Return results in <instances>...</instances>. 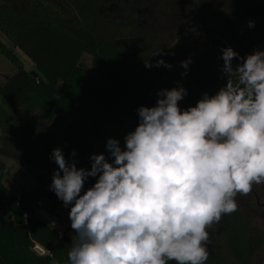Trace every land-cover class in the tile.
<instances>
[{
	"label": "trees",
	"instance_id": "trees-1",
	"mask_svg": "<svg viewBox=\"0 0 264 264\" xmlns=\"http://www.w3.org/2000/svg\"><path fill=\"white\" fill-rule=\"evenodd\" d=\"M71 2L68 9L66 0H29L24 7L0 0V51L16 66L0 86V95L13 105L9 112L0 104V155L45 172L32 189L17 194L8 185L10 167L0 158V264H67L71 222L60 232L37 213L38 208L55 212L61 206L70 211L50 189L58 169L53 149H62L78 168L90 169L93 154L111 160L107 140H119L123 149L125 136L139 122L137 110L155 106L157 93L174 85L163 77L166 66H156L159 52L142 48L137 28L118 17L115 3ZM18 51L31 62L28 68ZM85 54L92 56L91 70L82 62ZM225 84L203 81L196 91L190 82L185 89L211 96ZM65 115V126L56 130L54 121ZM95 180L89 177L81 194ZM216 224L219 242L207 248L205 264H257L256 253L264 251L263 231L251 229L238 209Z\"/></svg>",
	"mask_w": 264,
	"mask_h": 264
},
{
	"label": "clouds",
	"instance_id": "clouds-1",
	"mask_svg": "<svg viewBox=\"0 0 264 264\" xmlns=\"http://www.w3.org/2000/svg\"><path fill=\"white\" fill-rule=\"evenodd\" d=\"M221 51L224 87L184 110L185 88L161 89L155 106L137 110L123 149L107 140L111 160L93 154L90 169L78 168L53 149L50 189L75 232L67 264H205L207 229L264 183V51Z\"/></svg>",
	"mask_w": 264,
	"mask_h": 264
},
{
	"label": "flooded vegetation",
	"instance_id": "flooded-vegetation-1",
	"mask_svg": "<svg viewBox=\"0 0 264 264\" xmlns=\"http://www.w3.org/2000/svg\"><path fill=\"white\" fill-rule=\"evenodd\" d=\"M71 1L66 0L68 9ZM93 1L101 4V0ZM110 1L117 5L118 17L127 19L132 29L137 28L142 48L153 47L159 52L155 58L164 65H171L166 67L163 76L174 84L171 88H186L192 82L197 91L203 81H226L222 70L223 48L232 47L240 57L256 50L264 51V0ZM120 3L126 6H120ZM97 9L100 11L101 6ZM250 22L253 27H249ZM188 60L187 68L182 67L181 62ZM240 62L234 59L232 63L235 66ZM171 69L176 76L183 75L184 84L167 77ZM202 97L187 93L184 98L189 100L188 103L196 101V105ZM178 105L181 110L188 108L179 102ZM235 199L237 209L245 216L250 228L254 223V227L264 233V183L253 185L250 194H238ZM218 240L219 237L211 246H217Z\"/></svg>",
	"mask_w": 264,
	"mask_h": 264
},
{
	"label": "rangeland",
	"instance_id": "rangeland-1",
	"mask_svg": "<svg viewBox=\"0 0 264 264\" xmlns=\"http://www.w3.org/2000/svg\"><path fill=\"white\" fill-rule=\"evenodd\" d=\"M16 5L24 7L29 0H11ZM20 56L24 58V64L28 68L31 64L29 59L24 56L22 52H19ZM82 62L85 65V67L88 70H91L92 67V56L85 54L82 57ZM16 71V66L6 57L1 51H0V86L5 83V78L8 76V74H12ZM167 77L170 79H175L178 83L184 84L185 78L183 75L176 76V72L174 69H171L167 73ZM188 99L184 98L181 101H179V104L189 107L192 105H195V102L192 101V103H188ZM0 104L3 106L7 111L11 112L13 110V105L8 102L5 98H3L0 95ZM192 104V105H191ZM36 115L44 122L47 123V118L42 115L41 112L36 111ZM67 121V115L61 117L58 116L56 120L54 121L53 127L58 130L65 126ZM0 158L10 167L11 170V177L8 181V185L15 191V193L20 194L21 191L24 190H30L32 189L37 182L44 177L45 172L41 169H38L30 164H25L26 162L13 160L10 157L0 155ZM38 215H40L43 219L48 221L50 224L54 225L56 227H59V229H67V225L70 224L69 219V212L65 210L62 206L59 207L55 212L47 211L43 208H38L37 210ZM251 228L256 229L254 227V223H251ZM209 232V242L207 244L208 246H211L213 244L212 242L216 240L220 236V232L218 227L213 224L211 228L207 229ZM70 235L74 236L75 232L73 230H69ZM38 251V250H37ZM40 252V251H38ZM264 253L263 252H257L256 253V261L257 264H264Z\"/></svg>",
	"mask_w": 264,
	"mask_h": 264
},
{
	"label": "crops",
	"instance_id": "crops-1",
	"mask_svg": "<svg viewBox=\"0 0 264 264\" xmlns=\"http://www.w3.org/2000/svg\"><path fill=\"white\" fill-rule=\"evenodd\" d=\"M14 73V72H13ZM12 73V74H13ZM12 74H8V76L4 79L5 80V82H6V80L12 75ZM45 220V219H44ZM48 222V221H47ZM49 223V222H48ZM50 224V223H49ZM50 225H52V224H50ZM69 225V224H68ZM68 225H67V227H68ZM54 228H56L57 230H59L60 232H62V231H64V229H59V227H57V225H56V227L54 226V225H52ZM69 235H70V232L68 233ZM71 237H73L72 235H70Z\"/></svg>",
	"mask_w": 264,
	"mask_h": 264
},
{
	"label": "built area",
	"instance_id": "built-area-1",
	"mask_svg": "<svg viewBox=\"0 0 264 264\" xmlns=\"http://www.w3.org/2000/svg\"><path fill=\"white\" fill-rule=\"evenodd\" d=\"M35 248H36V250L40 251L41 253L45 252V250L42 247H40L39 245H36Z\"/></svg>",
	"mask_w": 264,
	"mask_h": 264
},
{
	"label": "water",
	"instance_id": "water-1",
	"mask_svg": "<svg viewBox=\"0 0 264 264\" xmlns=\"http://www.w3.org/2000/svg\"><path fill=\"white\" fill-rule=\"evenodd\" d=\"M32 73H33L34 75H36V74H37L35 71H32ZM25 164H27V163H25Z\"/></svg>",
	"mask_w": 264,
	"mask_h": 264
}]
</instances>
